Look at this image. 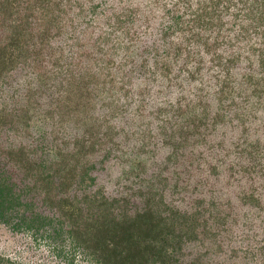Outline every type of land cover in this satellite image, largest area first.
<instances>
[{"label":"rangeland","instance_id":"obj_1","mask_svg":"<svg viewBox=\"0 0 264 264\" xmlns=\"http://www.w3.org/2000/svg\"><path fill=\"white\" fill-rule=\"evenodd\" d=\"M17 4L27 10L9 8V25L28 15L52 54L58 109H80L67 133L96 135L88 157L106 167L95 209L122 217L150 205L159 223L196 226L193 253L207 248L211 264L234 245H264V0ZM14 77L25 109L48 103L37 76ZM0 264L60 263L0 221Z\"/></svg>","mask_w":264,"mask_h":264},{"label":"trees","instance_id":"obj_2","mask_svg":"<svg viewBox=\"0 0 264 264\" xmlns=\"http://www.w3.org/2000/svg\"><path fill=\"white\" fill-rule=\"evenodd\" d=\"M13 7L21 13L27 10L19 9L17 0H0V221L60 264H211L205 259L207 248L202 255L193 253L198 227L159 223L150 205L118 217L115 209L111 214L97 210L102 204L88 200L103 189L98 190V178L106 167L88 157L96 135L67 133L72 113L80 109L67 114L58 109L55 97L64 88L59 91L54 83L46 87L53 74L52 54L34 39L28 15L13 18L9 25L7 10ZM38 63L48 69L42 71ZM18 70L43 83L37 97L48 101L46 105L32 101L25 109L23 102L30 99L28 93L20 94L24 88L14 77ZM84 103L89 106L88 98ZM78 121L83 119L78 116ZM255 247L234 245L235 255L213 257L212 264H264L253 254L263 253L264 245Z\"/></svg>","mask_w":264,"mask_h":264}]
</instances>
